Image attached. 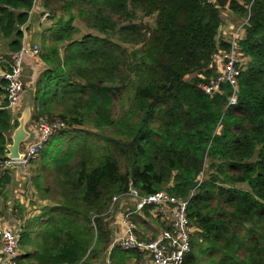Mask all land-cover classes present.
I'll return each instance as SVG.
<instances>
[{"label":"trees","instance_id":"16d2710c","mask_svg":"<svg viewBox=\"0 0 264 264\" xmlns=\"http://www.w3.org/2000/svg\"><path fill=\"white\" fill-rule=\"evenodd\" d=\"M34 2L0 0V40L6 57L19 52L33 17L56 4L62 15L48 11L55 24L42 35L45 69L32 91V121L47 116L66 127L40 154L31 180L35 196L54 205L24 224L20 264L97 263L111 243L113 198L130 182L142 196L165 191L189 200L196 231L184 264H264V0L250 13L249 0H42L39 12ZM224 10L249 17L239 42L249 62L233 106L229 85L213 96L202 90L218 76L215 56L230 50L218 37ZM131 12L156 15L154 28L119 25L116 17ZM78 20L103 36H81ZM115 39L139 48L128 53ZM127 91L128 107L116 117ZM14 112L5 98L0 157L19 127ZM62 140L69 145L60 148ZM11 180L0 169V196ZM14 210L22 213L20 202ZM132 256L140 259L113 253L117 264Z\"/></svg>","mask_w":264,"mask_h":264},{"label":"built area","instance_id":"2783aa9c","mask_svg":"<svg viewBox=\"0 0 264 264\" xmlns=\"http://www.w3.org/2000/svg\"><path fill=\"white\" fill-rule=\"evenodd\" d=\"M42 0H35L33 11L39 12L37 5ZM221 0H205V3L213 5ZM244 4L245 0H227ZM247 9L250 13L252 4L256 0H249ZM49 13L42 17L47 21ZM249 17L238 26L231 34L227 43L229 51H219L215 56V65L218 76L209 84L203 85L202 90L209 96L221 93L224 84L229 85L232 96L229 106L237 104L239 92L240 70L245 64L239 50V42L246 36L245 25ZM24 39L21 50L10 57L0 55V93L4 92L8 101V108L15 110L21 102L25 91L24 66L27 60H35L40 57V49L37 45H30ZM66 127L60 119L41 117L36 124L37 135L31 138V142L25 148L20 149V158L12 159L7 153L0 157V169L3 171H21L26 174L28 167L36 161L44 151L49 141ZM202 182V181H200ZM122 200V201H121ZM125 202L132 203L133 211H127L122 215L120 232L110 244V251L121 250L123 252H135L140 259L135 257L132 264H184L186 257L192 250V237L196 228L188 217L189 200L179 199L161 191L149 196H142L132 182L129 183L128 191L113 198L110 212L114 211L116 204ZM133 214H138L148 221H153L159 226V234L156 237L139 236V231ZM18 223L4 227L0 224V264H20L19 257L23 254L21 248V236L23 226ZM13 226V227H12Z\"/></svg>","mask_w":264,"mask_h":264},{"label":"rangeland","instance_id":"374dc122","mask_svg":"<svg viewBox=\"0 0 264 264\" xmlns=\"http://www.w3.org/2000/svg\"><path fill=\"white\" fill-rule=\"evenodd\" d=\"M43 5L44 4H42V6ZM40 9H42V8H40ZM46 9H47V11H43V13L39 12V14H40L39 16H38V14L36 15L38 17V20H36V22H34V20H32L30 25H32V27L34 26L33 27L34 32L31 33V38L29 36H27V38L25 40V41H27L28 44H30L28 42V41H30L31 42L30 45H37L39 47L40 57H41V54L43 52L42 35L45 33V31L47 29H49L51 27V25L53 26L55 24V21L52 19L49 21H46V22L43 21L42 20L43 15L45 13H48V11L51 13L54 9L58 10L57 16L62 15V12L57 8L56 4H54L53 2L50 3L49 7ZM227 11L225 12V10H224L222 13L221 18H222L223 25L219 29V32L220 31L221 32H224V31L227 32V35L225 36L226 39H228V36H230L229 33L231 31H232V33H234L236 28L238 26H240L242 24V22L245 20V19H239L233 13H231L230 11H228V12ZM39 18L42 20L41 22L39 21ZM116 21L118 22L119 25H126L129 23H135V24L145 25L148 29H152L155 26L156 15L149 17V16L144 15L141 12H131L130 15L127 17H116ZM74 25L81 30V36L82 35L84 36L87 34L103 36V35L99 34L97 31L91 30L89 27H87L86 23L82 22L81 20L76 21L74 23ZM146 35H147V37H149L148 32H146ZM218 37H219V35H218ZM115 40L118 41L123 46V48L127 50L128 53L133 51V50H137L139 48V47H134V45H132V44L123 43L118 39H115ZM0 47H1L0 48L1 56H5V55L7 56L8 49L6 46V42L4 40H0ZM247 62H249V58L245 59L246 64H247ZM36 65L38 67L36 69V71L32 70L30 68H28L25 71V76H24L25 83H27L33 79L37 81L38 77L40 76V74L45 69V65L43 64L42 61H40V59L38 62H36ZM0 97H1V94H0ZM130 97H131V93L127 91V93L125 92L124 95L118 101H116V103L114 105V114L116 117H119L120 115H122V113L128 107V104L130 102ZM25 98H27V102L29 105L33 104L32 90L27 88ZM32 112H33V110L31 111V113ZM18 115H19L18 112L13 113L14 117H17ZM34 122L35 121H33V124L36 125L37 123H34ZM30 142H31V140H27L25 143L22 144L21 147L25 148L26 146H28L30 144ZM60 143L63 145V146L60 145V148L67 147L69 145V144L63 142V140ZM41 167H42V161H41V157L39 156V158L36 161H34L33 163H31V165L28 167V170L26 171L27 174L24 175L25 177L23 178L22 182L20 184L13 183L11 186H9L8 191H5V193L0 196V207L1 208L6 207V209L4 210V212L0 218V220H1L0 222H1L2 227L9 225V224L11 225L13 223L14 216H16L18 219H21V220H18V223L22 224L23 220L25 221V223H28L32 220L33 216H38L40 214V208H43L44 206H48V205H50V206L54 205L48 201H41L40 199H38L35 196L31 180L34 177V175L38 172V170L41 169ZM208 171H209V169L207 168L204 176H206L208 174ZM237 187L242 189V190H248L249 189L248 186L245 184L238 185ZM6 192H7L8 196H7ZM18 202L21 203V206L23 208L22 213H18V215H17V214H15V210H13L12 213L8 212L7 208L11 209V207L8 204L11 203V205L13 206V205L18 204ZM120 204H122V202H120ZM133 210H134V208L132 206V203H130L128 205H124L123 208L119 207V204H116L114 211L110 212V214L108 215V218H107V223H109L110 232H111V227L113 226V224L117 222V218L120 215V213L124 214L127 211H133ZM38 231H39V229L37 226L33 229L32 235L35 237V234ZM141 231L146 234L147 239L149 237L152 238V237H154V235L159 234V226L157 224H155V222H153L151 220L150 221L147 220L146 224L141 223Z\"/></svg>","mask_w":264,"mask_h":264},{"label":"crops","instance_id":"0c3cea01","mask_svg":"<svg viewBox=\"0 0 264 264\" xmlns=\"http://www.w3.org/2000/svg\"><path fill=\"white\" fill-rule=\"evenodd\" d=\"M227 10H225V12H226ZM228 11H230V10H228ZM227 11V12H228ZM231 12V11H230ZM229 12V13H230ZM232 13V12H231ZM38 14V13H37ZM38 15H40V14H38ZM221 17H222V15H221ZM36 20H38V17L36 16V17H34V22H36ZM41 20V19H40ZM42 21V20H41ZM222 25H223V22H222ZM31 26V30H30V33L28 34L29 35V37L31 38V33L32 32H34V26L32 27V25H30ZM222 27V26H221ZM220 27V28H221ZM230 34V36H231V34H232V31L229 33ZM227 35V32H219V40H223V41H228V39L230 38V36H228V39H226L225 38V36ZM27 38V37H26ZM30 44H31V42L30 41H28ZM0 55H1V53H0ZM39 59L40 58H38V59H35V60H27L26 61V63H25V66H24V76H25V71L28 69V68H30V69H32V70H35L36 71V69L38 68L37 67V65H36V62H38L39 61ZM35 67V68H34ZM39 78V77H38ZM23 80H24V77H23ZM36 80H31V81H29V82H27V83H25V81H24V83H25V85H26V87L27 86H29L28 87V89H30V90H34V88H35V84H36ZM26 91V90H25ZM24 91V93H23V95H22V98H21V102H20V104L18 105V107L15 109V110H13V111H15V112H18L19 113V115L17 116L18 117V122L20 121V119L25 115V116H27V120H26V126H25V129H26V131L28 132V134H29V138H28V140H31V138L33 139V136L34 135H37V131H36V125H34L33 124V121H32V113H31V111L33 110V104H31V105H29L28 104V102H27V98H25V94H26V92ZM5 98H6V96H5V94H1V97H0V105L3 103V101L5 100ZM27 174V173H26ZM25 173H23V172H21V171H16V170H12L11 171V177H12V180H11V183L9 184V185H7L6 186V188H5V190H4V193H5V191H8V188H9V186H11L13 183H18V184H20L21 182H22V180H23V178L25 177L24 175H26ZM13 175V176H12ZM6 194H7V192H6ZM7 196H8V194H7ZM10 207H11V209L10 208H7V210H8V212H10V213H12V211L14 210V208H15V206L16 205H11V203L10 204H8ZM125 205V202H122V204H120L119 203V207H121V208H123V206ZM118 206V205H117ZM6 209V207H0V218H1V215L3 214V212H4V210ZM18 211L17 210H15V214H17L18 215ZM122 213H120V215L118 216V218H117V222L116 223H114L113 224V226L111 227V242L114 240V238L117 236V233H119L120 232V225H119V222L121 221V218H122ZM132 218H133V220L135 221V223H136V225H137V228H138V231H139V236H145L146 237V234L144 233V232H142L141 231V223H143V224H146V222H147V220L146 219H144L142 216H139L138 214H133L132 215ZM15 220H14V223L17 221V220H21V219H18L17 217H15L14 218ZM1 221V220H0ZM11 222V221H10ZM0 224H1V222H0ZM141 232V233H140ZM111 244V243H110ZM119 249H117V250H114V251H110V246H109V249L106 251V252H104V253H102L101 255H100V257H99V261L97 262V263H95V264H117V257H114V259H113V253L115 252V251H118ZM136 256H132L128 261H127V263H124V264H132V261H133V259L135 258Z\"/></svg>","mask_w":264,"mask_h":264},{"label":"water","instance_id":"95a60500","mask_svg":"<svg viewBox=\"0 0 264 264\" xmlns=\"http://www.w3.org/2000/svg\"><path fill=\"white\" fill-rule=\"evenodd\" d=\"M26 116L24 115L19 121V127L15 130L12 136V144H10L8 149L9 157L12 159L20 158V149L23 143H25L28 138L29 134L25 129L26 126Z\"/></svg>","mask_w":264,"mask_h":264},{"label":"bare ground","instance_id":"6f19581e","mask_svg":"<svg viewBox=\"0 0 264 264\" xmlns=\"http://www.w3.org/2000/svg\"><path fill=\"white\" fill-rule=\"evenodd\" d=\"M25 118L27 119V116Z\"/></svg>","mask_w":264,"mask_h":264}]
</instances>
